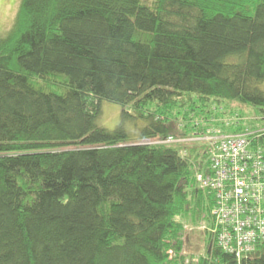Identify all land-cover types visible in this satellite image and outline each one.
<instances>
[{"label": "trees", "instance_id": "trees-1", "mask_svg": "<svg viewBox=\"0 0 264 264\" xmlns=\"http://www.w3.org/2000/svg\"><path fill=\"white\" fill-rule=\"evenodd\" d=\"M104 101L139 141L97 124ZM234 102L264 121V0H22L0 39V264H264V242L219 245L207 143H143L242 132Z\"/></svg>", "mask_w": 264, "mask_h": 264}, {"label": "built area", "instance_id": "built-area-1", "mask_svg": "<svg viewBox=\"0 0 264 264\" xmlns=\"http://www.w3.org/2000/svg\"><path fill=\"white\" fill-rule=\"evenodd\" d=\"M214 120L226 125L241 121L238 117ZM259 134L260 131L248 128L227 134L211 126L196 139L169 136L143 142L149 145L187 140L207 143L209 166L198 171V186L214 194V232L220 247L238 259L254 252L264 242V149L255 147L253 142Z\"/></svg>", "mask_w": 264, "mask_h": 264}, {"label": "rangeland", "instance_id": "rangeland-1", "mask_svg": "<svg viewBox=\"0 0 264 264\" xmlns=\"http://www.w3.org/2000/svg\"><path fill=\"white\" fill-rule=\"evenodd\" d=\"M22 0H0V39H5L8 37L9 32L13 29L16 18L21 7ZM230 108H240L244 112V116L239 115H224L223 118H231V117H238L241 119L242 128L245 130L247 128H251L253 126L260 127L263 125V113L254 107H250L249 105H242L236 102L231 103ZM122 111L123 107L111 103L108 101H104L101 106L100 115L97 118V124L110 129L114 130L121 123L124 124L125 129L132 135L134 138L138 136V130L141 127L137 120H124L122 118ZM230 116V117H229ZM221 117V116H217ZM220 118V119H223ZM181 124L178 123L177 131H181ZM238 124L233 126H228L224 129V133H235L238 132ZM176 131V132H177ZM174 137V135H173ZM177 139H182L179 137H174ZM196 139L197 137H193ZM192 138V139H193ZM139 138H135L133 141L137 142ZM191 139V138H188ZM191 140L183 141V142H190ZM180 142V141H179ZM178 143V142H176ZM205 223H201L198 226H190L186 227L184 233V241H185V248L184 253L189 259L196 260L199 255H201L205 250V244L203 242V237L205 234Z\"/></svg>", "mask_w": 264, "mask_h": 264}]
</instances>
